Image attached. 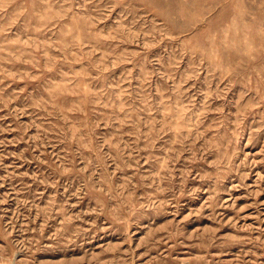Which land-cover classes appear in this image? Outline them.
Listing matches in <instances>:
<instances>
[{
  "label": "rangeland",
  "instance_id": "1",
  "mask_svg": "<svg viewBox=\"0 0 264 264\" xmlns=\"http://www.w3.org/2000/svg\"><path fill=\"white\" fill-rule=\"evenodd\" d=\"M0 264H264V0H0Z\"/></svg>",
  "mask_w": 264,
  "mask_h": 264
}]
</instances>
